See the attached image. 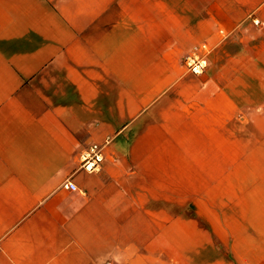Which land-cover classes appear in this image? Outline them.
Segmentation results:
<instances>
[{
  "label": "crops",
  "instance_id": "0c3cea01",
  "mask_svg": "<svg viewBox=\"0 0 264 264\" xmlns=\"http://www.w3.org/2000/svg\"><path fill=\"white\" fill-rule=\"evenodd\" d=\"M0 242V264H264V0H0Z\"/></svg>",
  "mask_w": 264,
  "mask_h": 264
},
{
  "label": "built area",
  "instance_id": "2783aa9c",
  "mask_svg": "<svg viewBox=\"0 0 264 264\" xmlns=\"http://www.w3.org/2000/svg\"><path fill=\"white\" fill-rule=\"evenodd\" d=\"M254 20L255 22H259L258 18H254ZM210 50L211 48L208 43L203 42L188 53L185 61L189 70L197 74L205 72L209 64L208 56ZM104 146L105 143L95 141L92 142L86 149L82 150L80 153L81 166L88 171L100 169L105 158ZM64 185L71 189L77 188V184L72 180L65 181Z\"/></svg>",
  "mask_w": 264,
  "mask_h": 264
}]
</instances>
